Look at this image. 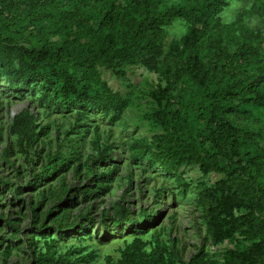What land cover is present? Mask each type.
I'll list each match as a JSON object with an SVG mask.
<instances>
[{"label": "rangeland", "instance_id": "rangeland-1", "mask_svg": "<svg viewBox=\"0 0 264 264\" xmlns=\"http://www.w3.org/2000/svg\"><path fill=\"white\" fill-rule=\"evenodd\" d=\"M257 1L240 0L232 15L245 12L248 27L258 18L251 29L264 41V17L250 9ZM5 24L20 35L60 37L53 22ZM187 26L177 19L165 27L164 53ZM91 70L108 89V113L58 102L39 81L26 87L0 77V264H35L47 250L44 264H117L135 239L153 264L157 247L160 264H186L194 256L203 264H264L263 254L244 258L256 246L264 250V210L230 196V175L190 159L166 157L165 166L156 158L168 145L154 117L164 75L140 64ZM21 111L34 117L28 140L12 129ZM138 145L147 147L145 154ZM55 161L63 164L46 172ZM101 172L108 176L103 188L89 192Z\"/></svg>", "mask_w": 264, "mask_h": 264}, {"label": "trees", "instance_id": "trees-1", "mask_svg": "<svg viewBox=\"0 0 264 264\" xmlns=\"http://www.w3.org/2000/svg\"><path fill=\"white\" fill-rule=\"evenodd\" d=\"M228 1L0 0V77L26 87L42 82L58 102L108 113L112 108L108 89L91 69L140 64L162 73L163 103L154 117L164 128L168 145L156 158L165 166L166 157L190 159L205 171L228 174L234 188L230 196L262 211L264 41L244 23L245 12L229 24L221 22ZM250 9L264 17V0ZM8 19H18L22 29L33 20L53 22L51 30L59 40L10 31L4 25ZM177 19L188 23L187 30L164 53L165 27ZM82 24L86 28L80 31ZM116 112L115 108L113 119ZM33 120L28 111L19 112L13 117V132L28 140ZM138 147L145 154L147 147ZM54 164L63 163L52 162L46 172ZM96 175L91 193L107 181V173ZM142 246L135 239L121 251L117 264H153ZM51 253L39 255L35 264L46 263ZM155 254V264H160L162 248L157 247ZM262 254L264 250L256 246L244 258ZM203 263V257L194 256L186 264Z\"/></svg>", "mask_w": 264, "mask_h": 264}, {"label": "clouds", "instance_id": "clouds-1", "mask_svg": "<svg viewBox=\"0 0 264 264\" xmlns=\"http://www.w3.org/2000/svg\"><path fill=\"white\" fill-rule=\"evenodd\" d=\"M241 7L242 5L240 0H230L229 6L220 13L223 22L225 24L231 23L234 18L232 13L234 12V10L239 9ZM257 24H258V18L252 17L251 20L249 21V27L255 28Z\"/></svg>", "mask_w": 264, "mask_h": 264}]
</instances>
